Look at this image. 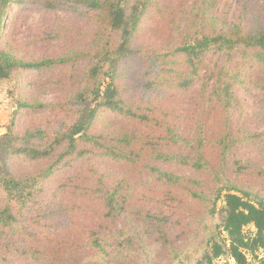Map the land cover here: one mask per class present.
Returning <instances> with one entry per match:
<instances>
[{"label":"trees","instance_id":"obj_1","mask_svg":"<svg viewBox=\"0 0 264 264\" xmlns=\"http://www.w3.org/2000/svg\"><path fill=\"white\" fill-rule=\"evenodd\" d=\"M180 1L191 6L189 17L172 19L170 29L152 37L154 47L139 39L154 16L166 17L159 0H45L44 10L70 12L80 23L46 33L48 41L66 35L63 55L25 59L14 53L2 26L5 13L25 1L0 0V91L7 90L11 111L7 132L0 136V256L41 264L65 247L67 254L88 251L96 263L113 264L136 243L146 253L163 249L162 244L168 247L170 264H250L248 255L264 251V194L245 186L241 176H248L249 168L232 162L238 140L230 128L233 112L241 108L238 90L256 85L264 93V0H241L229 28L215 13L219 0ZM54 67L69 74L50 82L53 102L20 95L23 73ZM130 74L141 89L128 100ZM195 88H200L201 118L186 135L172 101L153 93ZM25 112L56 114L62 122L20 134L18 118ZM108 116L123 126L98 128ZM93 159L111 160L164 192L169 204L181 209V216L166 224L181 227L187 220L189 243L168 244L165 235L162 243L148 230L127 235L124 227L104 235L94 232L86 245L70 244L60 239L55 225L40 226L26 218L57 170ZM11 161L30 162L37 172L16 175ZM254 175L264 179V169ZM77 176L97 185L93 188L88 180L79 185ZM107 179L112 180L90 169L70 180L73 196L93 203L105 213V221L122 218L129 201L127 181L110 184ZM55 194L62 197L52 208L65 210L61 204L68 197L67 185ZM221 199L224 205L218 208ZM249 226L255 232L246 236Z\"/></svg>","mask_w":264,"mask_h":264},{"label":"rangeland","instance_id":"obj_2","mask_svg":"<svg viewBox=\"0 0 264 264\" xmlns=\"http://www.w3.org/2000/svg\"><path fill=\"white\" fill-rule=\"evenodd\" d=\"M23 5L11 7L5 13V20L2 24L6 30L4 36L8 38L12 44L14 53L22 58L31 59L39 57H58L66 53V46L63 41L66 35H61L63 39L48 41L46 33L51 29L60 28L65 30L70 25L74 26L80 23L76 15L70 12H52L46 11L41 7V3L45 0H24ZM164 15L161 17L156 15L149 21L148 28L144 31L139 39L140 44L150 43L148 46L156 47V42L152 37L158 33L166 32L171 27V20L179 22V16L188 18L191 12V6L180 0H159ZM241 0H219L215 13L225 18L224 23L227 28L232 25L240 6ZM170 14L174 16H168ZM159 34V35H160ZM85 65H81L84 67ZM68 70L62 67H54L49 70L28 71L23 73L19 78L20 95L23 97L37 96L39 99L51 103L56 97L53 91L55 87L50 82L66 79ZM70 73V77H71ZM142 76L140 77L141 81ZM129 84V92L127 99L131 100V96L139 95L137 89L141 87L138 78L129 76L127 81ZM200 88H195L186 93L177 91L161 93H153L157 98H165L172 101L175 106V112L181 117V133L190 134L194 125L200 120V101L197 98ZM143 90V88H142ZM237 96L241 102V108L236 109L231 117V134L238 140L231 160L239 165L249 168L248 176H241L245 186L255 189L257 192L264 194V179H260L254 175V170L264 169V93L259 86L246 85L238 90ZM10 107L7 90L0 91V136L6 134L7 126L10 122ZM61 117L56 114H41L25 112L18 118L17 130L23 134L29 129L43 128L50 129L56 127L62 122ZM113 116L104 117L99 127L104 130L118 129L124 122H121ZM11 171L16 175H28L37 172L38 166L26 161H11ZM90 169H95L98 173L105 175L112 180L107 181L111 184L126 180L129 190L124 192L128 198V203L124 206L125 214L122 218L116 220L105 221V213L94 206L93 203L86 200L75 198L70 192V180L76 177V174H83ZM187 176L194 178L189 172ZM82 177V176H81ZM79 185L84 180L90 181V186L95 188L96 181L81 178ZM62 184L67 185L68 197L64 200V209L52 208L56 204V200L61 199L62 195H57L56 190ZM108 184V183H107ZM144 197V199H142ZM36 203H32L31 212H27L26 218L29 221L34 219L35 223L40 226L51 224L56 226L57 235L62 240H69L70 244H88V239L94 232L105 234V230L112 229L114 231L122 228L128 229L127 235L134 231L148 230L155 234L161 242L162 235H165L168 244H187L191 239V226L187 220L183 226H169L166 220L173 223L172 220L181 216V209L178 206H171L166 199V194L159 191L153 186H149L146 180H141L127 172L126 167L115 164L111 160L93 159L78 160L65 168L57 170L45 185V192L36 198ZM224 199L218 202V208H222ZM45 213V214H44ZM52 213L56 214L53 216ZM44 215H48L44 217ZM160 226L161 229L158 228ZM142 227V228H141ZM36 228V226H35ZM255 232L252 226L246 227L244 233L251 236ZM168 235V236H167ZM58 238V237H57ZM224 238L227 239L226 234ZM59 242V238H58ZM156 245H160L157 241ZM164 243V242H162ZM57 247L49 245L52 250ZM131 251L123 257L117 256L113 264H170L171 259L168 247L162 244L159 251L156 249L153 253H146L136 243L128 247ZM160 248V247H159ZM59 250V249H58ZM67 248L63 247L60 253L55 254L53 259L44 261L41 264H98L92 259L93 254L85 251L79 254H67ZM250 264H261L260 260L264 259V251L258 252L255 256L248 255ZM220 262V261H219ZM221 262H224L221 260ZM0 264H36L28 258L10 255L8 258L0 256Z\"/></svg>","mask_w":264,"mask_h":264}]
</instances>
